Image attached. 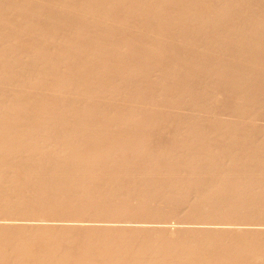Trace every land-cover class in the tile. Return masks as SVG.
I'll return each mask as SVG.
<instances>
[{
    "label": "bare ground",
    "instance_id": "1",
    "mask_svg": "<svg viewBox=\"0 0 264 264\" xmlns=\"http://www.w3.org/2000/svg\"><path fill=\"white\" fill-rule=\"evenodd\" d=\"M0 264H264V0H0Z\"/></svg>",
    "mask_w": 264,
    "mask_h": 264
}]
</instances>
